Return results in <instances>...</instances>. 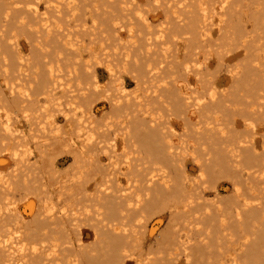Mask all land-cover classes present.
Returning a JSON list of instances; mask_svg holds the SVG:
<instances>
[{"label": "bare ground", "instance_id": "bare-ground-1", "mask_svg": "<svg viewBox=\"0 0 264 264\" xmlns=\"http://www.w3.org/2000/svg\"><path fill=\"white\" fill-rule=\"evenodd\" d=\"M90 2L0 0V264H264V0Z\"/></svg>", "mask_w": 264, "mask_h": 264}, {"label": "rangeland", "instance_id": "rangeland-1", "mask_svg": "<svg viewBox=\"0 0 264 264\" xmlns=\"http://www.w3.org/2000/svg\"><path fill=\"white\" fill-rule=\"evenodd\" d=\"M78 1V3H79V5H80V8L81 9H84V8H82V6L84 7V5H85V9L87 8L88 9V11H90L89 10V8H91V10L93 9V7L96 5V3L95 2H92L93 4H95V5H93V4H91L90 5V1L91 0H77ZM42 3H40L39 5H41ZM87 4V5H86ZM41 8H42V6H41ZM40 8V9H41ZM95 9V8H94ZM93 9V10H94ZM88 20V24L90 23L89 22V19H87ZM123 28H124V26H122ZM123 28H121V31H120V34H123V35H125V33H126V31H124V30H126V28L123 30ZM124 31V32H123ZM23 38H19V40L20 41H23L22 40ZM95 110H97L98 112L100 111H102V107L100 106V105H98V106H96L95 107ZM21 115V114H20ZM59 117V120H60V116H58ZM58 120V119H57ZM56 158H58V165H59V168H61V170L64 172V171H66L67 170V167L69 166V164H70V162H71V160H70V157H69V155L66 153L65 154V152H63V153H61V154H57V157ZM30 159H32V158H30ZM224 194V193H223ZM24 208L21 206V211H22V214H23V216L25 217V218H28L29 217V215L26 213V212H24V210H23ZM155 217H156V215H154L153 217H151L150 218V220H149V225H148V227H147V232L149 233V237H151V239L153 240V238L152 237H156V233L160 230V228H162L163 227V225H164V221H162L161 223H157L154 219H155ZM163 224V225H162ZM11 227V228H10ZM9 228V230H11V231H9V232H12V234L13 235H16V236H18L17 234H16V230H17V228L15 227V225H13V226H10ZM13 227H14V229H13ZM18 231H20V230H18ZM8 232V231H7ZM14 232V233H13ZM86 233H87V230H86ZM22 234V233H21ZM13 235H12V237H13ZM86 236H84V238H83V240H82V242H84V241H86ZM17 239V238H16ZM13 240H14V237H13ZM151 240V241H152ZM26 243H28L27 241H26ZM28 245V244H27ZM27 245H26V247H27ZM183 257L184 256H180V257H178V259L177 260H175L174 261V264H186V263H189V264H193V262L192 261H195L194 262V264L196 263V261H198V260H195L194 258H187V259H183ZM185 258V257H184ZM193 259V260H192ZM188 262H187V261ZM184 261H185V263H184ZM199 262V261H198ZM197 262V264H203V263H200V262H202V261H200L199 263ZM204 264H207V263H204Z\"/></svg>", "mask_w": 264, "mask_h": 264}]
</instances>
